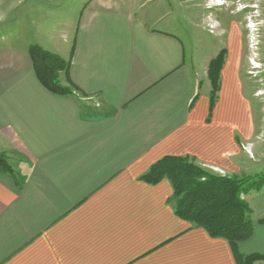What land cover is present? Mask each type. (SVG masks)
Here are the masks:
<instances>
[{
    "label": "crops",
    "instance_id": "obj_1",
    "mask_svg": "<svg viewBox=\"0 0 264 264\" xmlns=\"http://www.w3.org/2000/svg\"><path fill=\"white\" fill-rule=\"evenodd\" d=\"M173 3L0 0V155L14 171L0 172V264L264 256V194L244 197L254 233L233 248L176 215L168 179H142L166 157L228 177L255 176L264 158L241 53L228 44L212 106L208 67L217 54L186 50ZM32 46L69 61L61 82L79 91L45 89Z\"/></svg>",
    "mask_w": 264,
    "mask_h": 264
},
{
    "label": "trees",
    "instance_id": "obj_2",
    "mask_svg": "<svg viewBox=\"0 0 264 264\" xmlns=\"http://www.w3.org/2000/svg\"><path fill=\"white\" fill-rule=\"evenodd\" d=\"M29 54L38 81L49 92L71 96L79 91L70 81L69 85L61 82V74L65 73L68 76L70 73L69 61L39 46H32ZM221 56L210 65L213 83L212 106L217 100L218 80L225 63L226 52ZM0 172L9 174L14 172L4 154L0 155ZM142 179L153 185L168 179L173 188L170 203L174 204L176 215L198 228L205 229L213 238L225 239L235 248L239 243L252 237L253 211L244 197L250 192H260L263 189V176H218L197 165L189 157H166L152 166ZM260 222L264 223V220ZM258 262H264V256L239 258V264Z\"/></svg>",
    "mask_w": 264,
    "mask_h": 264
},
{
    "label": "rangeland",
    "instance_id": "obj_3",
    "mask_svg": "<svg viewBox=\"0 0 264 264\" xmlns=\"http://www.w3.org/2000/svg\"><path fill=\"white\" fill-rule=\"evenodd\" d=\"M168 1L174 2L172 6L178 26L176 30L189 53L200 55L206 52L208 58L214 54H217V58L227 52L226 48L231 42H234L237 54L241 53L243 68L256 94L255 146L256 150L264 154V0H180V3H176V0ZM213 42L218 48L214 49ZM210 65L208 76L211 79ZM211 87L213 91L212 81ZM254 171L255 176L264 177V158L255 164ZM260 192L253 191L249 194L262 196L264 187Z\"/></svg>",
    "mask_w": 264,
    "mask_h": 264
}]
</instances>
